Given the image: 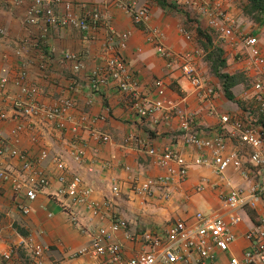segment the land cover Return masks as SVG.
Masks as SVG:
<instances>
[{
	"label": "crops",
	"instance_id": "1",
	"mask_svg": "<svg viewBox=\"0 0 264 264\" xmlns=\"http://www.w3.org/2000/svg\"><path fill=\"white\" fill-rule=\"evenodd\" d=\"M68 1L73 3L74 16H82L86 10L97 11L100 16L97 24L84 32L70 22L47 24L44 15H39L34 24H26L27 10L33 0H0V27L3 29L0 36V112L5 115L0 119V140H13L15 146L31 155L45 149L47 155L39 162V167L51 178L50 185L32 201L15 192L9 182L0 180V255L14 247L13 264H36L27 245L29 239L44 246L39 264L98 262L88 254L71 256L73 251L88 247L91 239L81 234L60 209L56 200L60 183L56 180L55 159L64 161L68 175L78 173L83 177L93 188L92 199L96 203L110 202L109 208L100 207L99 214L84 213V222L108 226L112 214H118L126 219L131 233L163 229L167 223L191 217L196 211H221V196L231 187L248 188L260 181L257 168L248 162L250 147L228 138L225 153L234 152L241 161V169L231 166L217 174L211 166L192 165L184 182L172 183L168 198L162 197L160 191L152 197L135 194L133 180L160 176L164 172L155 158L140 148V143L157 151L172 149L187 160L196 154V150L183 141L179 119L164 121L158 118L162 112L151 109L152 99L156 97V79L163 80L166 94L177 100L180 110L195 115L194 130L199 136L207 137L218 130L225 133L231 130L230 124L221 123L222 115L245 119L251 113L256 119L253 126L264 130L252 88L255 75L239 51L225 45L222 71L238 78L231 88L234 98L228 99L221 80L210 68L207 53L215 46L209 35L210 43L204 37L207 34L205 17L194 20L182 11L161 6L158 0H126L136 6L147 4L150 7L148 26L164 33V43L171 50L204 51L197 59V68L213 85L215 94L210 102H201L198 90L181 77L178 66H167L164 57L156 51L145 24L136 23L131 14L110 0H44V3L60 16ZM245 4L246 0L227 1L228 10L240 28L258 37V48L264 56V17L258 22L250 19L243 12ZM181 29L189 32L191 38L186 39ZM111 32L126 35L123 44L120 45L117 37L110 39ZM65 54L71 57L66 58ZM117 55L126 60L131 78L136 81L132 93L120 91L116 81L106 72L108 60ZM22 72L25 73L23 81ZM93 78L98 80L96 89L91 88ZM1 79L4 80L2 85ZM22 83L35 87L33 98L47 105L65 97L73 99L74 106L66 114L64 128L59 129L51 122L17 117L14 101L20 95ZM141 107L146 108L145 114L138 111ZM208 108L214 109L215 114L209 113ZM84 115L90 119L101 118L93 123L78 124L74 131V125ZM18 123L25 126L19 134L15 133ZM91 129L107 134L110 140L101 141ZM74 136L78 138L75 141ZM74 147H83L82 163L70 156L69 151ZM201 156L211 159L212 153L206 149ZM0 168L17 173L18 158L0 155ZM243 169L248 171L247 179L241 175ZM115 183L120 186L118 196L110 191ZM199 186L201 189L197 191ZM21 203L29 207L27 213L21 211ZM240 214L242 221L234 228L236 239L227 251H215L216 264H229L230 256L242 257L248 245L245 231L264 214V195L255 208L246 207ZM112 239L123 245L126 256L142 248L139 243L126 239L121 230L115 232Z\"/></svg>",
	"mask_w": 264,
	"mask_h": 264
},
{
	"label": "built area",
	"instance_id": "2",
	"mask_svg": "<svg viewBox=\"0 0 264 264\" xmlns=\"http://www.w3.org/2000/svg\"><path fill=\"white\" fill-rule=\"evenodd\" d=\"M112 4L120 6L131 14L136 23L146 25V30L151 34L156 51L164 57L167 66H178L181 77L185 78L192 87L198 90V98L201 102H210L215 94L210 84L197 68V59L204 51L200 49L175 52L164 43V33L148 26L151 9L147 4L136 6L135 3L126 0H110ZM228 0H164L170 9L182 11L192 19L205 17L206 33L211 37L212 44L222 52L224 46L236 48L251 67L255 79L252 88L257 102L261 123H264V56L258 48V37L240 28L235 17L229 12ZM85 6V5H83ZM72 2H65V11L57 16L52 8L46 6L44 0H33V5L27 10L25 23L34 24L39 15H44L47 24L58 25L71 24L84 32L92 29L100 16L97 11L91 9L85 11L82 16H74L71 9ZM184 37L190 39L189 32L181 29ZM3 29L0 27V36ZM126 35L110 33V39L117 37L123 44ZM222 48V49H221ZM66 58L71 57L66 55ZM76 66L75 68H77ZM109 77L116 81L120 91L134 92L136 81L131 78L126 60L117 55L109 59L106 65ZM21 80L25 73H21ZM98 80H91V88L96 89ZM4 82L1 79V85ZM156 97L152 99L151 109L154 112H162L158 118L170 121L176 117L182 132L184 143L191 145L196 154L191 160L172 149L157 151L146 143H140V148L155 158V162L163 169V174L156 177H146L143 180H133L132 190L143 197H152L159 193L168 198L170 186L173 182L182 183L186 180L189 168L192 165L211 166L217 174H222L227 168L241 169V161L234 152L225 153L227 139H234L243 145L250 147L248 162L257 168L260 181L248 188L234 186L221 196L222 210L218 212L196 211L193 216L185 219H177L166 224L163 229H147L141 232L131 233L126 219L118 214H112L108 226H94L83 221L84 213L99 214L100 207H110L109 201L101 204L92 199L93 188L78 173L67 174L64 161L54 160L58 170L56 180L60 183L56 200L60 209L65 213L71 224L83 235L90 237L88 247H82L71 253V256L90 255L98 259L96 264H174L185 262L188 264H216L215 251H227L229 245L236 239L234 228L242 221L240 211L246 207L255 208L264 195V130L253 126L256 120L248 113L247 118L240 119L230 115H222L221 123L230 124L231 130L225 133L216 131L211 136L201 137L194 130L195 115L183 112L178 108L177 100L166 94L167 88L162 79L155 80ZM35 87H27L22 83L20 95L14 101L17 117L21 119L41 120L53 123L57 128L65 126V118L68 110L74 106L71 97H65L55 104L47 105L33 98ZM140 113H146V108L141 107ZM208 112L215 114V110L208 108ZM5 117L0 112V119ZM98 118H89L86 115L80 118V122L74 125L77 131L78 124L93 123ZM25 126L18 123L15 133H21ZM76 133V132H74ZM91 133L101 141H109L110 137L97 129H91ZM74 136V141L77 140ZM13 141V140H12ZM10 140H0V155L7 154L18 158V172H12L6 168H0V180L7 181L18 194L22 193L27 200H34L37 195L46 189L51 178L44 169L39 167V162L47 155L45 149H40L37 154H29L27 150L15 146ZM16 141V140H15ZM73 141V143H74ZM210 150L211 159H204L201 155L204 150ZM72 159L77 163L83 162V147L71 148L69 151ZM88 170L92 171L91 167ZM242 177L248 178V171L243 169ZM201 186L197 187V191ZM110 191L113 196L120 194L118 183L112 184ZM23 213L29 211L25 203L19 205ZM121 230L126 239L139 243L142 248L131 256H126L123 245L112 239L115 232ZM248 241L247 247L242 252V257L230 256L229 264H257L264 262V214L260 215L255 225L248 228L244 234ZM27 245L36 264H39L44 252V246L37 241L29 239ZM14 247H9L1 252V264H13Z\"/></svg>",
	"mask_w": 264,
	"mask_h": 264
},
{
	"label": "trees",
	"instance_id": "3",
	"mask_svg": "<svg viewBox=\"0 0 264 264\" xmlns=\"http://www.w3.org/2000/svg\"><path fill=\"white\" fill-rule=\"evenodd\" d=\"M158 3L163 7H168L164 0H158ZM243 12L253 21H260L261 18L264 17V0H246V4L243 7ZM204 37L207 42L210 43V37L207 34H204ZM207 54L210 61L211 71L221 80L222 88L226 97L232 100L234 96L231 92V88L238 82L237 76L222 71V67L225 66V58L223 57V53L219 48L212 47V49L208 51Z\"/></svg>",
	"mask_w": 264,
	"mask_h": 264
}]
</instances>
